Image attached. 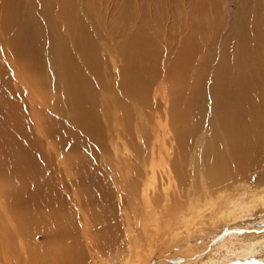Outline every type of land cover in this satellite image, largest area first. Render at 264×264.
Returning <instances> with one entry per match:
<instances>
[{"label":"bare ground","instance_id":"1","mask_svg":"<svg viewBox=\"0 0 264 264\" xmlns=\"http://www.w3.org/2000/svg\"><path fill=\"white\" fill-rule=\"evenodd\" d=\"M54 1L47 0L40 15L28 14L24 21L17 20L12 6V16L0 19L3 40L8 48L12 41L17 50L11 58L20 65L22 84L13 88L0 64V179L11 187L26 175L35 179L27 182L28 190H0V216L18 222L10 224L11 239L3 231L0 257L12 256L9 240L14 239L25 264H149L158 258L169 264L176 252L216 238L209 264H264V231H248L249 224L264 222V190L238 189L239 183L250 184L256 173L264 183V32L259 30L264 25L263 1L237 13L238 26L235 18L230 24L235 30L229 47L227 41L217 44L220 0H147L146 15L142 0H136L134 12L124 0L117 12L128 18L130 33L138 34L127 47L123 66L115 71L120 90L108 101L97 87L92 89L95 81L89 72L102 89L110 84L97 74L108 68L98 61L105 60L82 16L75 15V0H58L59 22L50 20ZM77 1L81 5L83 0ZM96 1L93 10H101L103 0ZM160 7L191 30L177 53L168 52L174 47L172 34L162 25ZM49 23L53 38L43 34ZM60 28L70 40L56 36ZM158 34L161 37L155 38ZM217 47L224 65L204 76L201 63L195 66L197 58L205 53L202 62L213 66L211 54ZM165 49L168 53L161 54ZM70 50L79 54L73 57ZM29 80L43 96L37 105L23 90ZM127 101L133 109L139 111L141 105L144 114H152L148 129L143 130V124L136 129L130 154L134 173L151 177L144 190L131 188L124 198L120 190H108L94 177L105 137H133L130 119L124 118L120 132L122 118L115 112ZM115 197L122 204L120 222ZM38 235L43 241L35 240Z\"/></svg>","mask_w":264,"mask_h":264},{"label":"rangeland","instance_id":"2","mask_svg":"<svg viewBox=\"0 0 264 264\" xmlns=\"http://www.w3.org/2000/svg\"><path fill=\"white\" fill-rule=\"evenodd\" d=\"M104 1L106 2L107 0H103L101 10L97 9V8L95 10H93V7H97V1L96 0H83L81 2V5H79L78 1L75 0L74 4H76L75 7H77L79 10L75 13V15L82 16L84 24L87 26L88 30L90 31V35L93 38L95 45L97 46L98 50L102 53L101 56H103V59L105 60L104 62H102L101 60H98V61L102 65L106 64L107 68H108V70H105V71L103 68L102 73L97 74L98 75L97 78H100L101 80L103 79L104 83L106 81L107 82L109 81L110 85L105 87V88H102V89H100V87L102 86V83L97 82V79L95 78V76L89 72V74L91 76H93L94 81H95L92 89L97 87L99 95L102 94V92H103L104 98H106V100L108 101V99H112L113 95L117 94L120 90V89H118V91L116 90V87L119 85V82H118L119 76L118 75L116 76L115 71L118 72L119 69H121V66H123L122 58L125 59L126 51L128 50L127 47L129 46L130 41L135 36H137L138 33L134 32V31H133V33L132 32L130 33V31L128 30V23H129L128 18L124 19L123 14H119L117 12L119 10V6L122 4V2L124 0H108L107 3H105ZM257 1L258 0H220V3H219L220 9L219 8L217 9L216 15H215V18L217 19V21L221 22V26H222L221 30H219V32H217L218 33L217 38L220 39L219 43H217L218 45H221V43L223 44L224 41H227V45L230 47L231 43H234V42H232L233 41L232 34H233L235 28L233 26H232V28H230L231 22H233V19L235 18L234 19L235 20L234 26H235V24L239 21L238 19H236L237 13H238V15L243 14V12H244L243 7H249V8L253 7V5H256L255 2H257ZM262 1H263V5H264V0H262ZM126 2H127L126 7H129L130 9H132L135 5L136 0H126ZM178 2L180 3V0H178ZM187 2H190V3L192 2V4H193L195 1L194 0H188ZM47 3H48L47 0H45L44 2H43V0H0V19L9 18V16H12L11 12L16 11L17 16H18L17 20L19 22H21L22 20L24 21L28 14L34 15V16L40 15L39 13L43 12V5L47 4ZM249 3H251V4H249ZM58 4H59L58 0H55L52 3L51 7L49 8V10L51 11L50 20H53L55 22H59L61 17H62L61 12H59V10H58ZM54 5H55V7H54ZM140 5L142 7V14L146 15L149 8H150V6L148 5V1L142 0ZM10 6H12V8H13V10H11V12L9 10ZM82 7L83 8L86 7L85 9L87 11L83 12L81 9ZM144 7H147V10H145ZM157 10H158V12H162L164 14V15L161 14L163 27L165 28V30H167V32H169L168 35L172 34L171 38H170V43H171L170 46H172V47L174 46V47H173V49L171 48V51L169 50L168 52L169 53L173 52V54L177 53L180 51L183 42L189 37L188 35L190 34L191 30H188L189 28L188 27L186 28V26L183 28V26L181 25L183 22H181V24L179 22V25H180L179 26L176 17L171 20L169 18V15L168 14L166 15L165 12L161 9V7L157 8ZM241 10H242V12H241ZM134 11H135V9L133 8V12ZM260 13H263L262 9H261ZM187 15L188 14H186V16ZM193 16H195V14H193ZM188 17H191V16L188 15ZM146 20L149 21L150 18L147 17ZM187 20H189V19H187ZM166 23H171V24H173V26L172 27L170 26L169 28H167V27H165ZM236 26H238V25L236 24ZM178 27L179 28L181 27L182 29H184V32H182L181 29L178 30ZM124 28H126V30H124ZM259 30L260 31L262 30V33H263L264 32V25L260 24ZM0 32L4 33L3 25H0ZM48 32H49L50 36L53 38L54 30H52V28L50 27V23L48 26V31L46 29V31H44L43 34H45L47 36ZM152 32H148V33L153 34ZM13 33H14V29H12V31L10 32V36H12ZM56 36L66 37L70 40L69 34L65 30H63L62 28H60V31L56 34ZM0 37H1L0 38V64L4 65L3 68H5L6 73H7L6 78L9 79L11 86L15 89H17V86H19L21 88L22 84L20 83V76L18 74L20 72L21 68H20L19 64H17V66H16L13 62V59H12L17 54V50H16L14 44L12 43V41H10V46L8 48L6 42H5V40H3V37L1 36V34H0ZM156 37H158V38L161 37V34L155 35V38ZM233 37H234V35H233ZM180 38L182 39L181 41H180ZM47 40H48V37H47ZM219 48L220 47H217V49L214 52H212L213 55L211 54V57L213 58V60H212L213 66H211L210 64L206 65L205 63H203L205 61V57H206L205 53L200 54L198 56V58H197L198 60L195 64V66H197L199 63H201V67L205 68V70L202 72V74L204 76L211 74V72L214 70V68H213L214 66H217L220 70L221 66L224 65V62L220 60L221 55L218 54ZM168 52H167V49H165L164 52H160V53L161 54L165 53V55H166ZM70 53L72 54L73 57L76 56V54H79V52H77L76 50H70ZM225 54L232 55L234 53H230L226 50ZM104 56H105V58H104ZM158 56L159 55H157V57ZM171 58H173V57H171ZM164 59H166V58L163 57V58L158 59L157 63L159 61H164ZM77 62L80 65L82 63L80 61V59H78V58H77ZM203 64H204V66H203ZM214 64H216V65H214ZM179 67L181 68L180 62H179ZM194 72L196 73V71H191V74H195ZM233 72H235V68H233V71H232V74L235 75V73H233ZM185 73H186L185 70H183L181 75H184ZM24 77H26V76L24 75ZM209 80L210 79H208L207 81H205V80L204 81H205V83H209ZM107 82L105 84H107ZM122 84H123V82H122ZM28 89H31L32 91L30 90V92H29ZM23 90L25 91L26 95H31V99L33 100V101H31L32 102L31 104H33V105H37L38 104L37 101L40 102L43 99L42 98L43 96L36 91L35 85L32 84V80L31 81L29 80V82L26 83V86L23 87ZM166 90H168V87ZM26 98H28V97H26ZM26 101H27V99H26ZM130 103H131L130 101L123 103L122 104L123 107L117 105L118 107H117V110L115 112L120 118H122V122H120L119 126H118L120 132L123 131L124 118L127 117L128 119H130L131 133L133 134V137L131 139H129L130 137H128L126 134H125L126 136L120 135V138L116 137L115 140H111V139L109 140L108 138H107L108 139L107 140L105 137L106 141L104 144L106 147L107 146L108 147L107 148L104 147V151H99L97 153V159H96L97 161L95 163H96V170L98 169L97 170L98 176L94 177L95 180L98 179L100 182H102L103 185H106V188L108 190H120V192L122 193L124 198H126L127 190H131V188L133 190H144L146 185L149 183V180L151 177V175L144 173L141 175L142 177L140 178L139 176H137L134 173L135 170L132 167V164H130L133 161V159H132L133 155H130V154L134 153V146L133 145L135 143V139H136L135 133L138 130L137 129L138 126L143 124V130L148 129V125L151 123L150 120H151L152 114L151 115H149L147 113L144 114V112L146 111V108L141 106V105H138L140 107V110L137 111L136 109H133V107H131L129 105ZM99 107L100 106L98 105V107H97L98 110H100ZM44 108H46V107L44 106ZM161 123L164 124L163 121ZM71 127L74 128L73 126H71ZM74 129H76V128H74ZM127 133L129 134V132H127ZM105 135H106V133H105ZM123 143H125V145H127V146H125ZM128 145H130V146H128ZM108 148H110V149H108ZM106 149L108 151H106ZM109 150H110V152H109ZM118 158H121V160H119ZM121 162H123V163H121ZM94 178H93V180H94ZM159 178H160V175H157V180H158L157 184L159 183ZM29 179L35 180L33 177H29L26 175L25 177L18 178L14 187L9 186V182L5 178H3V183H6V185H3L2 180L0 179V190H28L27 182L29 181ZM136 179H138L137 182L133 183V180H136ZM251 181L252 182L250 184L239 183L238 189L242 186L243 190H250V189H251V191H253V190H264V183H262V177H259V173H256L255 175H253ZM23 183L25 184L27 189H25L22 186ZM137 183H142V184H137ZM139 185H140V187H138ZM76 188H78V187L75 186L74 189H76ZM63 190H67V189H63ZM70 190H73V189H70ZM76 190H78V189H76ZM137 192L138 191H136V198L139 201L138 207L141 208L142 203H140L139 192H138V194H137ZM233 195L234 194H229L228 196H233ZM114 200L116 201L115 202V204H116V206H115L116 219L120 222V221H122V217L120 214L122 211H120L121 209L119 208V205H122L121 200H119V203H118V201H117L118 199L116 197ZM130 209L132 210L133 208H130ZM0 218H1L0 219V221H1L0 222V241L5 239V236H2L4 230H6V232H7L6 233L7 237H9L11 239V236L9 235V233L12 232V229H14V227H12L10 224H12V225L17 224L18 222L14 218H11L12 221L9 219H6L5 216H4V218H3V216H0ZM235 229L243 232L238 227L237 228L235 227ZM255 230L264 231V222H260L259 224H255V223L249 224L248 231L251 232V231H255ZM43 239H44V237L42 235H40V236L38 235V237L37 236L35 237V240L38 242L43 241ZM12 240H9L10 243H12L9 253L12 256H14L15 259L11 258L12 256H10L6 259L3 257L2 258L0 257V260H1L0 264H22V263L25 264V260H24L25 256L23 253L21 254V249L19 248V241L15 240L16 244H14V239H12ZM195 240L196 239H194L193 241H195ZM23 241H24V239H23ZM217 241L218 240L216 238H213L210 240V242H213V243H210L209 240L206 243H205V241H202L200 243L198 242L195 244L196 248L194 245V247L190 248V250L185 249L183 251H179L180 254H179V252H176L177 255L176 254L171 255L169 257V260L175 261L178 258H184V261L186 263L184 261H183V263H185V264H209L207 261H208V259H212L213 256H210L208 258H207V256L211 252L210 249H212V245L216 244ZM2 242L3 241H1L0 249L1 248L3 249ZM197 247H198V249H197ZM1 254L2 253H0V255ZM183 254H185V255H183ZM183 256H185V257H183ZM171 258H173V260ZM196 258H199V259L196 260ZM9 259H10L11 263L9 262ZM153 260H150L149 264H161L159 261H162L164 263L163 260H165V259L158 258V260L156 261L157 263L155 262V259H153ZM151 261H152V263H151ZM171 261L169 262V264L172 263ZM204 262H206V263H204ZM183 263L178 262L175 264H183Z\"/></svg>","mask_w":264,"mask_h":264}]
</instances>
